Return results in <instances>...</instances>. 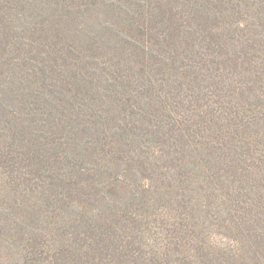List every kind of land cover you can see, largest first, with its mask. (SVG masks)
Segmentation results:
<instances>
[{
  "label": "trees",
  "instance_id": "obj_1",
  "mask_svg": "<svg viewBox=\"0 0 264 264\" xmlns=\"http://www.w3.org/2000/svg\"><path fill=\"white\" fill-rule=\"evenodd\" d=\"M77 1L53 0L47 5L44 14L47 35L42 49H37L42 56L46 47H52L49 58L47 55L44 60L40 59L43 85L37 87L33 82L31 87L35 91L28 95L22 92L24 81H10L7 93L0 95L1 168L8 170L14 182L25 185L21 193L16 192L17 197L23 199L39 193L47 185L44 184L46 179H42V170L51 169V177L59 180L54 196L60 194L69 198L68 208L61 206V209L75 222L69 224L75 226L68 227L75 237H68L66 248L61 244L59 251L48 244L44 248L28 247L29 255L26 253L23 257L11 254L18 242L16 238L0 237V264H104L110 261L115 264H199L194 260L200 257L193 258L191 251L187 252L188 237H203L202 215L213 212L206 202L209 197L227 205L223 210L226 209L231 215L229 220L239 226L242 237H259L257 241L263 242L264 63L251 59V67L243 70H253L251 72L260 80L252 81L251 95L257 99L250 110L238 107L240 103L234 98L236 92L221 93L215 100L211 97L204 103L207 106L212 102L216 109L218 106L217 110L213 108L205 114L204 110L195 108L208 96L196 95L194 87L196 81L203 80L208 66L221 71L214 74L222 78L224 69L221 70L217 55L205 61V54L200 57L195 48L201 42L204 45L212 43L211 38H217L218 34L212 33L221 30L216 27L217 23L223 24L225 33L231 32L224 35L225 38L239 42L242 48L247 47L245 41L261 40L250 38L254 28L259 26L253 21L256 13L251 20L248 18L251 11H261L260 0H219L220 4L229 6L221 13L209 9L202 0H186L182 4L183 17L178 13L177 0H130L133 9L130 18L136 29L132 32V37H136L135 45L131 44L136 52V65L131 66L136 70V83H120L110 77L105 83H111L107 85L102 84L95 65L102 71L107 67H101L95 59L88 61L87 52L96 46L94 42L81 41L78 50L71 47L68 54L60 53L63 47L56 41L55 30L61 29L64 36L70 34L69 28L64 27L62 15L71 23V18L77 16L75 12L83 9ZM43 8L40 9L42 15ZM102 8L105 19L100 17ZM108 8L106 0H101V8L91 13L96 14L97 19L91 17L90 23L94 21L103 29V34L112 25ZM53 10L58 14L54 15ZM57 20L61 23L57 24ZM62 38L72 44V38ZM67 42L64 44H69ZM185 42L194 43L185 46L180 53L185 70L178 71L181 74L178 73V77L175 74L169 78L179 82V89L174 91L171 84H157L156 81H166V78L157 79L156 70L169 74L170 56L165 52ZM159 43L167 46L161 47ZM85 44L86 50L82 49ZM186 83L189 84L187 89L184 88ZM109 87H112L110 94ZM172 99L178 100L180 110L167 103ZM110 103L113 105L107 108ZM18 138L23 141L15 145ZM190 164L194 171L201 168L202 173H194ZM35 171L36 180H30ZM247 172L260 181L257 196L252 180L245 178ZM32 181L37 182L39 190L30 191ZM14 182L11 181L13 186L18 185ZM55 187L50 188V192ZM165 195L170 202H176L178 208L173 215L163 211L162 202H158ZM55 200L59 202L63 198ZM111 200L116 205L107 208ZM28 208V204L23 207L21 203L16 208L11 206V212L25 219L26 215L22 216L21 212ZM33 209L31 206L26 212L32 215ZM223 210L216 212L221 214ZM168 218L170 221L175 218L168 227L171 235L159 226L163 221L169 224ZM15 219L12 217L6 226L0 223L6 235L13 236L19 231L16 222L20 218ZM157 234L159 236L153 238ZM122 239L129 241V247L135 245V251L130 254L122 245V250H111L109 244L116 240L122 242ZM203 239L202 244H212L206 243V237ZM90 243L95 245L93 249ZM69 246L73 250L67 248ZM202 250L213 255L205 245Z\"/></svg>",
  "mask_w": 264,
  "mask_h": 264
},
{
  "label": "rangeland",
  "instance_id": "obj_2",
  "mask_svg": "<svg viewBox=\"0 0 264 264\" xmlns=\"http://www.w3.org/2000/svg\"><path fill=\"white\" fill-rule=\"evenodd\" d=\"M50 1L53 0H0V95L7 93L5 90L8 89L10 81H24L23 84L25 85V87H22V92H26L27 94L35 91L31 87V84H33V82L36 83L37 87H41L43 85L44 77L41 69L42 65L40 64V59L42 57V60H44L43 57H47V55V58H49V56L51 55L50 51L52 47H46V52L42 53L44 54L42 56L41 53H38L37 49H40L42 47L44 36L47 35L46 32H44V25L46 24L44 14ZM57 1L62 3V0ZM185 1L186 0L176 1L177 8L180 6L178 12L180 17L184 16L182 4ZM202 1L209 9L217 13L224 12V8H229L226 3L223 5L220 4L219 0ZM106 3L109 5L107 12L111 16L109 22H112V25L104 34L103 29L97 26L93 20L92 21L94 25L90 23L93 16L95 19H97L96 14L92 15L91 13H94L96 10L98 11L101 8V0L77 1L76 4L78 6L81 5L84 10L82 9V11L79 13L75 12V15L77 16H71V23L69 22V18H67V16H65V20V17L62 15V21L65 23L64 27H66L65 29L69 28L70 34L64 36L62 35L61 29H59V31L55 30V35L57 37L56 41H59L60 48L63 47L61 48L60 53L65 51V53L68 54V52L72 49L71 47H73L74 51L78 50L77 45L81 41L86 44L89 41L94 42L96 46L89 49L88 51L90 52H87V54H90L88 57L90 59H88V61H92L91 59H95V62H99V65L101 67H107L106 70L102 71L99 70V68L97 69L98 64L95 65L96 71H98L97 73L100 74L99 76H97L99 77V79L103 80L102 84H106L105 82H107L108 78L110 77L115 78V81H119L120 83L122 81H130V83H136V70L131 67L136 65V52L132 50L131 45H135L134 41L136 38L135 36L132 37L133 30H136L134 29V27H132L133 24L130 18L131 15H133L132 3L130 2V0H106ZM260 3H262V8L260 9L261 11H251V15H249L248 18L249 20H251L252 14L256 13L255 15H253V21H255L256 24H259V26L258 28H254L255 30L253 29L254 32H252L250 38L258 37V39L261 40H254L253 42L251 39L247 42L245 41L247 47L243 46L242 48L239 42L227 40L224 35L231 34V32L229 31L225 33L223 24L217 23L216 27H219V29L221 30H219V33L212 32L218 34L217 38H211L212 43L206 42L204 43V45H202L201 42L199 45L195 46V48H197L196 53L200 57L203 53L205 54L203 56L205 61L211 59L212 55H217V57L220 59L219 62H221L219 63L221 70L224 69V71L222 70V78H216L215 74L221 71L215 69L214 66H208L206 68V71L203 72L206 73V75L203 77V80L196 81L194 83V87L195 89H197L196 95L208 96L204 101L200 100L197 103V107L195 109H198L200 111L204 110L205 114L206 112L211 111L213 108L214 110H217L218 106L216 109L212 102L207 106L204 104L207 100H211L208 98L212 97V100H215L218 94H228L234 92H236V96L234 98L238 99V104L240 103L238 107H240L241 110L247 111L252 108L257 99V97L251 95V88L252 86H254L252 81L260 80H258L252 73L253 70H243L249 69V67H251V59L264 63V0H260ZM41 7H44L42 11L43 15L40 14V9H42ZM127 10L129 11V13L127 12ZM103 12L104 11L102 8V14L100 15V17L102 19H105L106 15ZM56 14H58V12L54 11V15ZM60 23V20H57V24ZM221 36L223 37L220 39ZM62 37H66L68 39L72 38V44L67 42V39L65 40ZM64 41L69 44L65 45ZM160 43L159 46L161 47L167 46L163 43L160 45ZM86 44L84 47H82V49H88ZM193 44L194 43H190L189 45L187 42H185L183 46H176L174 48H171L170 51L167 50V52H165V54L170 56V65L168 69L169 74L163 75L161 72L156 70L155 73L157 79L166 78V81H156L157 84H171L172 89L174 86V91L175 89H179V87H177V85H179V82L177 80L170 81L169 78L172 75H174L175 77V74L176 77H178V73L179 75H181L178 71L185 70L182 69L184 66L180 59V53L182 52V50H184L185 46L189 47ZM112 45L113 47L115 46V50L113 49ZM110 46L112 48H110ZM206 47H208L209 49H206ZM155 56L156 53L154 54V57ZM153 63L156 64V62ZM207 74L211 76H208ZM116 82L115 86L117 84ZM108 83H111V81H108ZM257 85L258 84L256 83V87H258ZM188 86L189 84L186 83L184 88L187 89ZM111 88L108 90L109 94L111 93ZM183 98H186V96ZM167 103L170 106L174 107L176 110H180V104H178V100L172 99L167 101ZM111 105L113 104L110 103L107 108H109ZM0 115H2L1 111ZM108 117L110 118L111 115H108ZM15 135H17V132H15ZM16 140L18 142L16 141L15 145H20L23 141L21 138H18ZM189 167L194 171L191 164L189 165ZM42 171L44 172V177H42V179H46L44 181V184L47 183V185L45 184L46 186H43V188L40 189L44 193L40 192V190L38 189V186L36 184L37 182L32 181V183L30 184V187H32V189H30V191L39 190V193H36L35 195L32 194L26 199H23V197H17L16 192L21 193L25 185L22 186V184H18V181L14 182L13 176L8 172L7 169L1 168L0 164V223L1 225L6 226L8 224V221L12 217L17 219L20 218L18 220L19 222H16L18 223V232L13 234V236L6 235V230L3 231L0 228V237L16 238V241L18 242L16 246L12 248L11 254L18 255V257H23V255H26V253L29 255V253L27 252L28 247H32L33 249H35L34 246H40L44 248L45 244H48L49 246L51 245V247L58 249L59 251L61 244L64 248H66V240L68 237H75L71 230L68 229V227L75 226L69 225L75 222L69 220V213L68 217H66V212L61 209V206H66L68 208L69 205H67V201L69 200V198H64V196L57 194L56 197L63 198V200L56 202V197L54 195L57 191L55 190V186L59 184V180L56 177H51V169H44ZM201 171V168H197L194 173L201 174ZM37 175L38 173L37 171H35L34 177H30V180L35 179ZM41 175L42 174H40V176ZM250 175L251 172H247L245 175L247 177L245 178L249 181L250 179L252 180V183L256 187V189H254L256 192L260 191L261 185L259 179L255 176ZM11 181L18 185L13 186L11 184ZM53 186L55 188L54 190H52V193L49 189ZM159 186L161 187V185ZM245 186V190H247L249 188V185L246 183ZM13 188L17 190H14ZM260 193H262L263 195V192ZM255 194L257 196V194L259 193L257 192ZM158 202H162L163 211H167L171 215H173L175 210H177L178 208L176 202H170L166 195L159 198ZM206 202L208 206L213 208V212L215 213V215L213 216L212 210H210V212H208L205 217L202 215L203 221L201 236L206 237V243L212 244H202V241L205 242L203 237H188L189 240L187 244V252L191 251L189 253L191 254V257L193 256V258L200 257L199 259L197 258L194 261L198 262L199 264H264V241H257L259 237H242L239 232V226L230 221L229 218H231V215L227 212L226 209L223 210V208L227 207V205H221L220 201H218L215 197H209V200L208 198H206ZM21 203L23 207H25L27 204L29 205V208L26 211H29L31 209V206L34 207V212L32 213V215L30 213L28 214L26 211L21 212L22 216L26 215L25 219L24 217L21 218L19 215H16V212H11V206H15L16 208L20 206ZM106 203H108V201H106ZM219 204L221 206H219ZM111 205H116L114 200H111V202L107 204V208ZM56 207H58L57 210ZM221 210H223L221 214L216 212ZM66 211H68V209ZM174 219L175 218H173L171 221L169 219V224H166L165 221H163L162 224L159 223V226L163 227V231L168 235L172 234V232L168 230V227L172 225L171 222H173ZM83 231H85V229H83ZM85 236V233H83V237ZM158 236L159 235L157 234L153 238H156ZM261 239L264 240V238ZM122 240L123 243L119 240L112 241V243L109 244L112 247L111 250H122L120 246L122 245L123 248L126 249V251H128L130 254L135 251V245L132 244V246L129 247V241L126 239ZM134 240L136 241V237L133 238V241ZM28 243H30L32 246L28 245ZM248 243L250 244L247 246ZM91 244L92 243H90V245ZM203 245H205V247L210 250V253L213 254L212 256L207 254V250H202ZM250 245H252V247H249ZM25 246L26 249H24ZM94 246L95 245L92 244L91 249H93ZM67 248L73 250V247L71 246ZM62 264L65 263L62 262ZM104 264L115 263L110 261Z\"/></svg>",
  "mask_w": 264,
  "mask_h": 264
}]
</instances>
